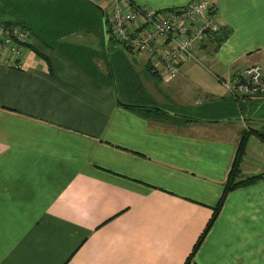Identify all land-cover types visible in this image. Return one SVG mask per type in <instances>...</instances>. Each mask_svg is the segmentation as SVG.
<instances>
[{"label":"crops","instance_id":"1","mask_svg":"<svg viewBox=\"0 0 264 264\" xmlns=\"http://www.w3.org/2000/svg\"><path fill=\"white\" fill-rule=\"evenodd\" d=\"M209 1L217 31L161 85L144 55L107 33L108 0L9 1L7 21H27L33 36L21 69L0 65V264H264V176L227 193L193 252L244 133L240 177L264 174V94L235 97L222 84L264 67V0ZM66 8L96 16L87 49L62 41L84 34L54 43L62 30L40 28L38 11ZM100 40L109 67L114 52L129 54L143 73L137 99L123 81L118 97Z\"/></svg>","mask_w":264,"mask_h":264},{"label":"built area","instance_id":"2","mask_svg":"<svg viewBox=\"0 0 264 264\" xmlns=\"http://www.w3.org/2000/svg\"><path fill=\"white\" fill-rule=\"evenodd\" d=\"M209 0L171 9H152L129 0H108L105 13L109 33L119 46L142 54L165 80L178 74L181 62L193 55L205 34L215 31ZM31 30L19 21L0 20V65L21 69ZM235 97L264 94V67L250 65L222 81Z\"/></svg>","mask_w":264,"mask_h":264},{"label":"rangeland","instance_id":"3","mask_svg":"<svg viewBox=\"0 0 264 264\" xmlns=\"http://www.w3.org/2000/svg\"><path fill=\"white\" fill-rule=\"evenodd\" d=\"M10 0H0V20H9V19H14L17 17V15H14L16 9L15 6L13 4H11L9 2ZM13 1V0H11ZM79 9V8H78ZM78 9H68L66 8L65 11H62L60 9H45L42 14L41 10L38 11L40 12L39 14V19H45V28L40 27L41 29H45L46 33L48 35V33L50 32V30L55 29L56 33L59 30H62V33H53L50 34V40L51 38L54 37V40H56V35L59 34V38L61 36H66L70 33H72L73 35H77V34H84V37L86 39H82V41L78 40L76 37L72 36L64 39L62 41H70L72 43H74L75 47H80V48H84L87 49L89 46H92L91 43L89 42V40H87V38L89 37V23L92 21L93 17H96L94 15V13H91L89 11H87L86 9H81L82 11V16L79 15V10ZM107 7L105 8V13L106 15H108V12L106 11ZM21 11V16L25 17L27 9L24 7L22 9H19ZM78 10V11H77ZM78 12V13H77ZM78 16L81 17V22H78ZM57 17H67L68 18V24L66 23L65 25H61V26H48L47 20L49 19H53V18H57ZM98 18L100 19V15H98ZM47 19V20H46ZM19 22H22L21 20H17ZM23 23L29 27L30 25L27 23V21H23ZM76 23V24H75ZM78 24H82V25H78ZM47 30H49V32H47ZM64 32L68 33V34H63ZM61 34V35H60ZM83 37V36H82ZM112 38V37H111ZM61 41V40H60ZM50 42H57L56 41H50ZM70 42V43H71ZM115 42V41H114ZM48 43V41H47ZM99 45L102 49V56H101V63L103 65V70L106 73H111L109 68H112V81L114 82V86L115 88L118 89V97L119 98H124L123 93L121 91V86H120V81L124 82L125 84V89L127 91H129V98H134L137 99L139 96L138 92H141V86H140V80L143 78V73L141 71L138 70V68H136L135 70H131V66L129 64V60H125V59H129L130 55L129 54H125V59L123 58V56L119 53H113L111 54L110 57V67L108 66V62H107V58L105 59V54H104V48H102L103 46V42L102 40H100ZM92 49H94V47H91ZM90 50V49H88ZM87 51V50H86ZM87 55V54H86ZM88 58V56L86 57ZM93 62V61H92ZM95 65H98V61L95 63ZM143 80V79H142ZM151 80H155L154 78H151ZM156 81V80H155ZM166 81L164 78H162L161 81H156L158 83L163 84L162 82ZM117 85V86H116ZM146 113H152L154 115H160L159 111H153L151 109L146 110Z\"/></svg>","mask_w":264,"mask_h":264},{"label":"trees","instance_id":"4","mask_svg":"<svg viewBox=\"0 0 264 264\" xmlns=\"http://www.w3.org/2000/svg\"><path fill=\"white\" fill-rule=\"evenodd\" d=\"M5 22L9 23L11 21L5 20ZM21 24L23 26L27 27L23 22H21ZM106 31H107V33H109V29L108 28H106ZM216 31L217 30H215V31L209 30L208 32L215 33ZM31 33H32V31H31ZM32 35H33V33H32ZM109 35H110V33H109ZM148 64H150V63H148ZM148 69L151 71L152 75H157L158 74V72L156 70H152V68L150 66H148ZM245 140H246V133L243 134V136H242V138H241V140H240V142L238 144L237 151H236V154H235L231 169L229 171L228 177L226 179V182H225L223 191H222V193L220 195V198L218 200V203L214 207L213 214L210 217L207 225L205 226L201 236L199 237V239L195 243V246L193 248V252L197 248V246L199 245L200 241L202 240V238L206 234L207 230L210 228V226L214 222V220H215V218H216V216H217V214H218V212H219V210H220V208H221V206H222V204H223V202L225 200V197H226L227 193L229 191L237 188V187L251 184V183L257 181L258 179H260L262 176H264V174H259L257 176H249V177H244V178L240 177L239 164H240V160H241V158L243 156V151H244V148H245ZM185 264H187V263L185 262Z\"/></svg>","mask_w":264,"mask_h":264},{"label":"water","instance_id":"5","mask_svg":"<svg viewBox=\"0 0 264 264\" xmlns=\"http://www.w3.org/2000/svg\"><path fill=\"white\" fill-rule=\"evenodd\" d=\"M103 25L105 26V23L103 22Z\"/></svg>","mask_w":264,"mask_h":264}]
</instances>
